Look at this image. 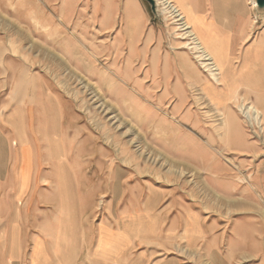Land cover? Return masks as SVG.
I'll return each instance as SVG.
<instances>
[{"label": "rangeland", "instance_id": "obj_1", "mask_svg": "<svg viewBox=\"0 0 264 264\" xmlns=\"http://www.w3.org/2000/svg\"><path fill=\"white\" fill-rule=\"evenodd\" d=\"M156 1L153 11L146 0H0V173L16 168V109L42 155L33 168L37 190L17 198L15 177L9 205L59 198L51 112L90 226L146 206L162 217L166 258L264 264V131L246 112L212 101L215 81L172 10ZM174 1L189 31L221 54L218 94L229 103L235 93L264 113V86L248 78L264 54V11L254 0H214L208 20L188 0ZM241 11L252 13L244 35ZM186 237H194L188 246Z\"/></svg>", "mask_w": 264, "mask_h": 264}, {"label": "crops", "instance_id": "obj_2", "mask_svg": "<svg viewBox=\"0 0 264 264\" xmlns=\"http://www.w3.org/2000/svg\"><path fill=\"white\" fill-rule=\"evenodd\" d=\"M188 1L195 13L210 19L208 13L211 2L214 0ZM219 1L222 2V7H225V0ZM251 14L241 11L236 16L241 35L248 32ZM219 22L218 19V25H221L224 30V26ZM15 174L16 170L13 175L5 176L4 169L0 173V264H112L110 259L98 254L100 228H106L110 232L119 231L118 220L121 218L123 229L127 235L132 236L134 245L122 251L118 264H189L182 263L176 257L166 258L165 249L167 247H163L162 244V217L154 214L146 206L136 208V211H134L135 208L127 207V211H121L116 220L102 221L94 227L85 220L83 209L86 205H69L73 216L75 215L72 225L78 229V241L70 244L61 242L58 239V222L56 221L61 205L43 204L41 203L43 198H40L39 194L35 198L36 202H32L31 205L27 202L28 200L23 205H9V197L16 195V191L14 192ZM18 207L19 213L17 214ZM53 212L56 214L55 217ZM43 217H45L44 220ZM147 225L151 227L153 233L144 234L142 232L141 235L133 237L135 235L132 234V230L135 227L145 228ZM193 238L186 237L187 246L192 243L190 241ZM203 239L201 237L200 240L203 241ZM93 240L95 241L94 247L91 245ZM168 241L169 246H177L173 244L177 243V240L169 239ZM168 252L172 253V250Z\"/></svg>", "mask_w": 264, "mask_h": 264}, {"label": "bare ground", "instance_id": "obj_3", "mask_svg": "<svg viewBox=\"0 0 264 264\" xmlns=\"http://www.w3.org/2000/svg\"><path fill=\"white\" fill-rule=\"evenodd\" d=\"M161 1L165 6H168L170 8V10H172V13H173L172 16H174V18L176 19L175 21L178 22L177 24L179 26V29L183 32V37L185 39H190L192 41L191 43L188 42L187 46L190 47V49L192 51H194V53L197 55V59L201 62L200 64L202 65V67L204 69H206V72H209L210 76L215 81L213 84L214 86H209L207 88L208 93L210 92L212 95V101L217 102L218 104H220L222 106L236 108L239 110L240 113L246 112V115H250L253 118L252 119V125H250V126L253 129H259V130L264 131V113H262L256 105H253V104L247 102L246 99L242 100L238 96H235V93H234V96L231 97V99L228 103L227 101H225L222 98V94L221 95L218 94V91H224L222 89L219 90V88L217 87L219 84H221L222 81H224V77L222 76V74L220 72V68L218 67V64H217V60H221V58H220L221 54L218 51H216L214 47L210 48L211 50L209 48H207L203 44V42L200 41V38H198L199 36L197 35L198 36L197 37L195 35L193 30L189 31L192 27L187 22L186 15L183 13L182 9L178 5H176L174 0H161ZM251 4L254 7L256 6L255 2H251ZM195 23L196 22H194V24ZM255 23H256V21L253 22V25ZM216 24H218V23H216ZM219 24H221V22ZM202 27H204V26H202ZM204 28H206V26ZM195 30H197V29H195ZM203 30H205V29H203ZM210 32H211V30H210ZM198 33H200V32H198ZM204 40H205V38H204ZM252 55H254V53H252ZM259 63H260L259 68L254 73H252L251 76H248L249 83L252 85H256L257 87L264 86V80H263V76H264V54H262V53L259 54ZM244 79L246 80L247 78H244ZM215 84H217V85H215ZM20 88H22V87H20ZM15 113H16L15 119L11 122V124L15 128L16 133H17V138L21 143V145L18 144V150H17V156H16V168H15L16 174H15V177L19 183L18 184L19 191L17 193V198L23 199V197L25 196L26 193H28V191L34 190V189L37 190V187L34 186L33 181L35 179V176H38V175H36L33 168L36 164H39V161L41 160L42 155L40 156V153L38 150V145H40L38 139H33V141H32L29 138L28 134L26 133L27 131L24 129L25 128L24 127L25 125L23 124V120H24L23 118L24 117L23 118L21 117V115L23 113L21 108L16 109ZM29 113L32 116V112L29 111ZM50 115L52 116V117L49 116L50 119L52 120V122L48 121V123L50 124L49 129H50V133H51V136L49 139L50 145L48 148V152H49L48 155H50V157H52L53 166L55 168V173H56V190H57V194L59 195L57 202H54V204L55 205H61L60 209L58 211L57 218H56V221L58 222V226H59L57 233H58V239L61 240V242L66 243V244H70L71 242L74 243V242L78 241L77 235L79 236V234L77 232L78 229L72 225V221H73V218L75 217V215L73 216V212L70 210L69 205H72V206L78 205L79 200H78V196H77V188L75 186L76 184L74 185L75 175H74V172H72V169L70 166V159H69V153H68V149H67L65 135H64V133L60 134V132L58 130L59 128L57 126L58 122L53 123L54 122L53 121L54 114H52L50 112ZM56 117L59 118L60 115L57 114ZM9 122H10V120H9ZM32 122L33 121H30V125L32 124ZM54 124H55V126L53 127ZM27 129H28V127H27ZM90 158H91V156H90ZM44 181H45V179H44ZM41 203H42V201H41ZM45 203H47V202H45ZM77 209H78V207H77ZM16 212H17V214L19 213V207L16 209ZM53 214H54V212H53ZM55 215L56 214H54V217H55ZM44 218L45 217H43V220H44ZM122 223H123V219L118 220L119 231H116V232L115 231L110 232L106 228H100V240H99V244H98V254L100 256H102L103 258L110 259L111 261H113L116 264L119 263L118 260L120 258L122 251H124V249L128 246L134 245V242L132 241V236H129L126 234L125 230L123 229ZM142 232L144 234H151L154 231L151 230L150 226H147L145 228H136L135 227V229L132 230V234L135 235L133 237H137L138 234L141 235ZM80 240H81V238H80ZM111 252H112V254H111Z\"/></svg>", "mask_w": 264, "mask_h": 264}, {"label": "water", "instance_id": "obj_4", "mask_svg": "<svg viewBox=\"0 0 264 264\" xmlns=\"http://www.w3.org/2000/svg\"><path fill=\"white\" fill-rule=\"evenodd\" d=\"M151 6L152 10L156 11L157 1L156 0H146ZM256 2L257 11H264V0H254Z\"/></svg>", "mask_w": 264, "mask_h": 264}]
</instances>
